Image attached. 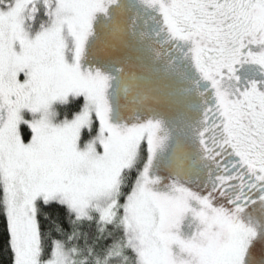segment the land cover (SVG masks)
<instances>
[{
    "label": "snow or ice",
    "instance_id": "1",
    "mask_svg": "<svg viewBox=\"0 0 264 264\" xmlns=\"http://www.w3.org/2000/svg\"><path fill=\"white\" fill-rule=\"evenodd\" d=\"M0 219L11 264H264V0H0Z\"/></svg>",
    "mask_w": 264,
    "mask_h": 264
},
{
    "label": "trees",
    "instance_id": "2",
    "mask_svg": "<svg viewBox=\"0 0 264 264\" xmlns=\"http://www.w3.org/2000/svg\"><path fill=\"white\" fill-rule=\"evenodd\" d=\"M167 127L171 130L170 126ZM0 264H11V253L8 250L7 235L2 219H0Z\"/></svg>",
    "mask_w": 264,
    "mask_h": 264
},
{
    "label": "rangeland",
    "instance_id": "3",
    "mask_svg": "<svg viewBox=\"0 0 264 264\" xmlns=\"http://www.w3.org/2000/svg\"><path fill=\"white\" fill-rule=\"evenodd\" d=\"M63 111H64V109H63L61 106H59V105H54V106L52 107V109H51V118H53V119H58V118H59V115L62 114ZM168 129H169V128H168ZM169 134H170V136L172 137V139L170 140V147H171V145L175 144L176 139H177V138H180V136L177 137L176 134H175V132L172 131V130H170V129H169ZM164 155H165V154H163V153L161 154V159L164 158Z\"/></svg>",
    "mask_w": 264,
    "mask_h": 264
},
{
    "label": "flooded vegetation",
    "instance_id": "4",
    "mask_svg": "<svg viewBox=\"0 0 264 264\" xmlns=\"http://www.w3.org/2000/svg\"><path fill=\"white\" fill-rule=\"evenodd\" d=\"M168 126H170L171 130L175 132L176 136L181 137V129L183 128V125L179 120H175L173 122H169Z\"/></svg>",
    "mask_w": 264,
    "mask_h": 264
}]
</instances>
